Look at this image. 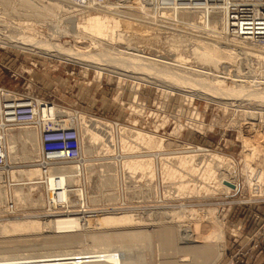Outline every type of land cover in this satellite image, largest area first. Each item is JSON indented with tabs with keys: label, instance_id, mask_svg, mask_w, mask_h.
Instances as JSON below:
<instances>
[{
	"label": "rangeland",
	"instance_id": "rangeland-1",
	"mask_svg": "<svg viewBox=\"0 0 264 264\" xmlns=\"http://www.w3.org/2000/svg\"><path fill=\"white\" fill-rule=\"evenodd\" d=\"M89 1L92 2H90L92 5H82L79 2L66 10L64 7H60L67 6L68 2L65 0H30V3L21 0L15 2V6L20 8V12H18L17 7L8 8L9 6L4 5L0 0L2 4H0V15L2 16V13L5 15L0 18L2 19L0 26L3 27H0V35H9L8 30H13L10 31V35L25 34L31 36L34 33L32 36L43 38L51 36L54 30L53 24H61L59 26L64 32L60 31L57 36H51L50 38L53 40L50 41L55 42L57 40L65 47L76 48L78 46L77 49L81 51L99 53V56L104 53L101 55L100 59L102 58V60L100 61L103 63L102 61L105 60L104 63L108 64L106 62L110 63L113 55L108 51L103 52V47L109 48V45H115L118 48H127L128 46V48L140 49L146 55L154 58L162 57L166 60L173 58L176 56L177 50L173 51L174 43L170 37L172 35L176 37L180 34L181 38L185 36L183 39L192 40L194 37V41L209 45L206 46L207 48L216 47L211 51L206 48L205 54L206 56L211 54L210 57L214 59L211 61L212 65L218 63L223 66L222 70L230 69L228 71L230 75H245L247 73L246 75L250 79L255 78L256 80H262L264 77V65H262L264 64L262 59V48L264 49V47H253L247 42L250 44L248 45L245 40H238V43L234 44L233 41L237 42V39L228 36L226 38V35L224 39L222 31L216 32L218 35L221 33L219 36L215 32H210L212 27L223 21V15L220 11L174 10L168 5L157 7L155 0H134L133 2L131 0V4L122 0H115L116 2L113 0ZM161 1L165 3L164 0ZM161 1L159 4L162 3ZM54 3L60 6H57L56 11H59L52 17L46 16L42 11L34 8V4ZM105 5L110 7V14L112 13L113 17L118 18L124 14H129L125 16L134 19L146 31L143 30L138 35L134 31H118V35L113 38L114 40L110 36L103 37V39L99 38L103 45H96L95 48L93 44H89L91 43L89 38L93 36L88 32L87 34L86 32H79L80 38H74L70 36L69 32H66L72 21L83 24L87 16L98 14L101 12V7ZM27 9H35L36 13L34 14L36 15L26 14ZM138 10H146L149 14L142 11L139 14ZM168 10L178 12L177 14L181 16V19L177 20L175 17L159 14L161 11ZM195 11L203 12L204 17L195 16ZM155 12L156 14H154ZM153 15L156 16L155 20L151 18ZM140 18L152 21L145 22ZM79 30L81 31V28ZM201 33L204 37H199ZM121 34H125L122 39L119 38ZM198 34L200 35L197 36ZM212 34L214 37H211ZM207 40L208 43H206ZM217 42L219 46L215 44ZM241 46L248 48L243 49ZM89 47H91L90 50H88ZM250 48L254 50L253 53H251ZM248 49L250 52L247 53ZM107 52L108 54H106ZM181 52L182 55H186L187 61H191H186V65H190L194 69L195 67L200 69L208 67V65L196 61L186 50H181ZM105 57L107 58L104 59ZM59 58L53 53L44 55L40 52L25 51L11 44L2 46L0 43V87L17 92H29L51 103L48 105L49 111L57 122V124H52L53 126L79 128V142L80 146L83 147L80 150L79 159L82 161L79 162L78 159L58 163L54 166V170H57L55 172L57 179L61 178L62 180V177L68 176L72 188L70 191L65 189L59 191L57 196L54 193L57 190H54L52 200L67 199L68 203L69 201L72 203L73 199L77 198V194L82 193L81 189H83L85 191L83 205L86 206L87 212H85V208L77 207V203H74V206L68 210L71 212L81 210L83 213L47 216L48 211L50 213L55 210L48 209L49 205H46V203L48 204L46 189L43 190L44 200H46L43 203L41 186L35 182H30L32 179L38 178L37 168L34 165L16 167L11 172V177L22 182L13 188L17 200L16 204L14 203L16 211L7 213L3 210L4 189L0 187V258L58 253L68 249L72 250L78 244L90 246V235L113 233L117 229L135 232L144 230L151 232L154 229L151 232L150 240L142 239L133 242V249H135L133 254L137 258L133 264H245L250 255V247H256L258 241L263 240L257 234L258 227L264 220V195L261 186H258L263 173L258 174L257 178L256 171L262 170L264 172V114L263 117L255 114L252 116L250 111L256 109L246 107L247 101L244 102L246 105L242 107L243 101L239 99H220L232 103L229 107H224L223 104L226 102L221 103V105L218 103L219 98H217L218 100L215 97L209 100L204 99L200 97L198 92H195L197 89L189 88L186 92H182L177 91V89L157 86L153 82L136 83L133 78H126L118 73L105 71L100 74L97 69L92 67ZM248 66L250 67L247 69ZM252 67L255 68L253 69L255 74L251 73ZM245 71L247 72L245 73ZM136 75L142 76L141 73ZM231 86L234 84L230 81L223 83L225 88ZM82 91L88 102L84 105L80 103ZM244 91L243 93H245ZM250 105L254 106L256 103L250 102ZM133 108L135 109L132 110ZM248 111L250 116L246 113ZM45 114L47 115V113ZM82 116L85 118L83 119ZM40 117L41 113H39ZM190 118L192 120H189ZM91 120L99 122L100 126L111 132V141L104 143L101 140L91 138ZM241 120L244 121L242 124L245 126L241 124ZM196 121L202 122L203 126L201 127ZM239 123L243 128L239 126ZM233 124L238 127H234ZM252 124L254 127H250ZM178 125H182V128L179 130V134H176L175 130L177 131ZM26 129L29 132H27L28 135L24 133V137L28 139L24 140L25 143L16 136L7 141L10 143L8 147H19L15 148L14 153L16 154H12L14 159H20L14 164L22 165L23 161H33L36 158L37 131L33 128ZM127 129L143 131L149 135L166 139L168 144L174 142L175 145L171 147L169 144L170 147L168 145L156 148L154 144L151 145L146 141L135 139L132 134L127 132ZM26 143L29 146H26ZM111 145L114 146V153L108 155L121 154L122 151L119 148L121 145L124 150L131 152L132 155L123 164H126L125 162L131 157H150L153 161L152 169H137L135 172L128 169L126 165H123V169L120 162L117 161L116 165H103L105 168L98 177L101 167L96 165L109 162L112 159H96L99 154L110 152ZM21 146L25 147V152L20 151ZM190 154L193 155V159L188 167L189 161L185 160L187 163L184 162L183 157L178 155ZM210 154L222 156L223 160L218 162L222 166H217L218 169L228 168L232 175L228 173L226 178L221 177L222 179L216 175H206L210 169L214 170L216 167ZM207 160L210 161L209 164L206 163ZM225 162L229 164L227 167L224 166ZM218 169L216 170L218 171ZM111 172H114V175H111ZM205 177H207L206 180ZM8 178L10 179L9 175ZM50 179L53 182L61 181L60 179V181ZM226 180L233 186L229 184L224 186L223 181ZM12 183L15 184V182ZM180 183L182 186L185 183L189 185L185 184L183 190L177 192L176 189L181 187ZM5 186L10 195V188H8L10 185ZM191 209L195 211L193 212ZM117 210L121 216L117 214ZM110 212L112 214L116 212V215L114 214L112 217ZM117 216L118 219L120 218L119 220H116ZM111 217L112 219L115 217L113 220L116 221L110 220ZM32 219L33 222L30 224ZM195 226L198 227L197 230ZM191 230H195L199 234L196 235ZM185 232H187L188 237ZM262 250H264V241ZM185 258L187 261H184Z\"/></svg>",
	"mask_w": 264,
	"mask_h": 264
},
{
	"label": "bare ground",
	"instance_id": "bare-ground-1",
	"mask_svg": "<svg viewBox=\"0 0 264 264\" xmlns=\"http://www.w3.org/2000/svg\"><path fill=\"white\" fill-rule=\"evenodd\" d=\"M17 1H21V0H2V3L4 5H7L9 6L8 8H14V7H17L16 10L18 12H20V8L16 5L15 6V2ZM22 1H25V2H28L30 3V0H22ZM64 1V0H63ZM68 2L67 6H60V7H64L66 10L68 8H71L72 6L74 5H77L79 2L80 4L82 5H89L91 4L92 2L89 1V0H65ZM96 2H99L97 0H95ZM104 1H108V0H104ZM114 2H116L115 0H113ZM112 1V2H113ZM117 1H120V0H117ZM123 2H127L130 3L131 0H122ZM134 0H132L133 2ZM137 1V0H135ZM139 1V0H138ZM146 1H149V0H146ZM161 1V0H160ZM167 1V0H166ZM164 0V2H166ZM66 2V3H67ZM91 2V3H90ZM101 2V1H100ZM103 2V1H102ZM111 2V1H110ZM154 2V1H152ZM151 2V3H152ZM163 3V1H161ZM108 3V2H107ZM121 3V2H119ZM135 3V2H134ZM147 3V2H146ZM150 3V2H149ZM155 3V2H154ZM153 3V4H154ZM1 4V3H0ZM65 4V2H64ZM131 4V3H130ZM2 5V4H1ZM63 5V4H61ZM92 5V4H91ZM7 6H4V7H7ZM58 4H34V8L35 9H38L40 11L43 12L44 15L46 16H49V17H52L54 16V14L59 11L56 9L57 8ZM58 6V7H59ZM63 8V9H64ZM101 12H99L98 14H91L89 16H87L85 22L83 24H79L78 22H73L72 20V23L70 25L69 28H67L66 32H69L70 36L74 37V38H78V34H80L79 32H87L93 36V37H90L89 39L91 40V43L89 44H93L94 45V48L96 45H99L101 46V41L99 40V38H102L103 37H112V39L114 38V36L118 35L117 32L118 31H126V32H129V31H134L138 34H140V32L145 29H142V27L140 25L137 24V22L132 19L131 17L129 16H125V15H129V14H124L122 16H119L118 18H115L113 17L110 12H111V9L109 6L105 5V6H102L101 7ZM7 9V8H6ZM34 10H29L27 9V13L26 14H30V15H36L34 13H36V11ZM61 9V10H63ZM64 9V10H65ZM11 10V9H10ZM63 10V11H64ZM134 11V10H133ZM139 12L142 11V12H147L146 10L143 11V10H138ZM1 12V11H0ZM138 13V12H137ZM148 13V12H147ZM178 12H173V11H161L159 12V14H162V15H165V16H168V17H175V19L177 20H180L181 19V16L179 14H177ZM1 14V13H0ZM141 14V12L139 13ZM143 14V13H142ZM149 14V13H148ZM151 14V13H150ZM156 14V12L154 13ZM4 15V13H2V16ZM145 15V14H144ZM194 15L197 16V17H204V14L203 12H194ZM0 15V18L2 17ZM5 16V15H4ZM221 16V15H220ZM222 17V16H221ZM4 18V17H3ZM139 18V17H138ZM152 20L156 18V16H152L151 17ZM141 20L143 21H152V20H147V19H142L140 18ZM2 20V19H0ZM5 20V19H4ZM157 20V19H156ZM6 21H9V20H6ZM10 22V21H9ZM8 22V23H9ZM2 23V22H1ZM67 23V22H66ZM7 24V23H6ZM192 24V23H191ZM15 25V24H14ZM19 25V24H18ZM61 24H53V31L51 33V36H54V35H58V32L60 31H63L61 29V27L59 26ZM2 27V26H0ZM3 28V27H2ZM26 28V27H24ZM79 28H81V31L79 30ZM6 29V28H5ZM10 29V28H9ZM28 29V28H27ZM35 29V28H34ZM8 30V28H7ZM21 30H24V29H21ZM37 30V29H36ZM35 30V31H36ZM52 30V29H51ZM187 30V29H186ZM185 30V31H186ZM9 31V35H0V43L2 44V46L4 44H11L13 46H16V47H19L25 51H34V52H40L41 54H44V55H49V54H54V55H57L59 56L60 58L59 59H65V60H70L73 61V62H76V63H80L86 67H92L94 69H97L100 74H102L103 72H110V73H118L120 76H123V77H126V78H133L136 83H140V82H150V83H156L157 86H161V87H164V88H171V89H177V91H182V92H186L187 89L189 88H193V89H197L195 91L196 93L198 92L200 97L204 98V99H211L213 97H215V99L219 98L220 99H230V100H237L239 99L240 101H243V103L247 101L246 104H248L246 107L248 108H251V109H256L255 111H250V114H255V115H258L259 117L262 116L263 117V114H264V80L262 78V80H256L255 78L254 79H250L248 75H246L247 71H245V75H242V74H229L228 70H222L223 66L222 65H219L218 63H215L214 65H212L211 61H213L214 59H212L210 57V55H207L205 54V51H206V46H209V45H205L204 43H200V42H197V41H194L193 38L192 40H188V39H183L181 38L179 35L176 37L172 35L171 40L173 41L174 43V49L173 51L177 50V53H176V56L173 57V58H166L165 59H162V57L160 58H154V57H151V56H148L146 55L143 51H141L140 49H133V48H125V47H120L118 48L117 46H110L109 45V48H104L103 52L104 51H108L110 52L112 55H113V59H110V63L109 62H106L108 64H105V60L102 61L103 63H101L100 60H102V58L100 59L101 55L104 54L102 53L100 56L98 55L99 53H88L84 51H81L79 49H77L78 46H76V48L74 47H65L61 42L55 40V42L53 41H50V40H53V38H50L51 36H45L43 38H40L38 36H32V34L34 35V33H30L31 36L29 35H10V31L11 30H8ZM13 31V30H12ZM11 31V32H12ZM16 31V30H15ZM146 31V30H145ZM219 31H222V34H223V21L218 23L216 26L212 27L211 28V33L213 32H219ZM1 32V31H0ZM3 32V30H2ZM24 32V31H23ZM26 32V31H25ZM141 32V33H142ZM151 32V31H150ZM5 33V31H4ZM14 33V32H13ZM55 33V34H53ZM125 33V32H124ZM216 33V35H218ZM1 34V33H0ZM16 34V32H15ZM131 34V33H130ZM145 34V33H144ZM149 34V32H148ZM184 34V33H183ZM210 34V33H209ZM221 34V33H220ZM219 34V35H220ZM37 35V34H36ZM127 35V34H126ZM169 35V34H168ZM188 35V34H187ZM200 34H198L197 36H199ZM206 35V34H205ZM218 35V36H219ZM40 36V35H39ZM60 36V35H59ZM87 36V35H86ZM125 34H121L119 35V38L122 39L124 38ZM153 36V35H152ZM192 36V35H191ZM190 36V37H191ZM204 35H201L199 37H201ZM209 35H207L208 37ZM211 36V35H210ZM222 36V35H221ZM42 37V36H41ZM81 37V36H80ZM79 37V38H80ZM151 37V36H150ZM155 37V36H154ZM206 37V39H207ZM211 37H214L213 34ZM224 37V36H222ZM40 38V39H38ZM48 38V39H47ZM88 38V37H87ZM149 38V37H148ZM209 38V37H208ZM221 38V37H220ZM219 38V39H220ZM227 38V36H226ZM87 39V40H89ZM145 39V38H144ZM147 39V38H146ZM197 39V38H196ZM205 39V38H204ZM210 39V38H209ZM218 39V37H217ZM223 39V38H222ZM225 39V37H224ZM76 40V39H75ZM114 40V39H113ZM205 41V40H204ZM210 41V40H209ZM214 41V40H213ZM219 41V40H217ZM223 41V40H222ZM240 41H243V40H240ZM89 42V41H88ZM246 42V41H245ZM106 43V42H104ZM208 43V40L207 42ZM211 43V42H210ZM234 44L238 43V40L237 42H234ZM239 43H242V42H239ZM247 43V42H246ZM245 43V44H246ZM249 43V42H248ZM247 43V44H248ZM218 45V42L215 43ZM73 45V44H72ZM103 45V44H102ZM105 45V44H104ZM224 45V44H223ZM250 45V44H248ZM74 46V45H73ZM98 46V47H99ZM219 46V45H218ZM217 46V48H218ZM222 46V45H221ZM226 46V45H225ZM245 47V45H243ZM247 46V45H246ZM253 46V45H252ZM252 46H249V47H252ZM97 47V46H96ZM242 47V46H241ZM242 47L243 49H246ZM254 47V46H253ZM91 47L88 48V50H90ZM93 48V47H92ZM216 48V47H215ZM213 47L211 48H207L209 51H211L212 49H215ZM224 48V47H223ZM226 48V47H225ZM229 48V47H228ZM241 48V49H242ZM258 48V47H257ZM227 49V48H226ZM254 49V48H253ZM97 50V49H96ZM100 50V49H99ZM181 50H186L187 52H189L192 57L198 61L199 63H203V64H206L208 65V67H202V69L200 68H196L194 69V67H191L190 65H186L185 62L187 61V58L185 57L186 55H182L181 53ZM232 50V49H231ZM230 50V51H231ZM251 50V53H253L252 51V48H250ZM174 51V52H175ZM180 51V52H178ZM229 51V52H230ZM234 51V50H233ZM243 51V50H242ZM249 49L247 50V53H248ZM108 52L106 54H108ZM173 52V53H174ZM216 52V51H215ZM223 52V51H222ZM232 52V51H231ZM246 51L244 50V53ZM250 52V51H249ZM213 53V52H211ZM242 53V52H240ZM238 53V54H240ZM243 53V54H244ZM105 54V55H106ZM226 54V53H225ZM242 54V55H243ZM255 54H256V50H255ZM255 54L253 55V58L255 56ZM190 55V56H191ZM216 55V54H215ZM224 55V53H223ZM245 55V54H244ZM257 55V54H256ZM65 56V58H64ZM98 56V58H97ZM159 56V55H158ZM171 56V55H170ZM225 56V55H224ZM232 56V55H231ZM250 53H249V57H250ZM103 57V56H102ZM218 57V56H217ZM244 58V56H242ZM246 57V55H245ZM248 57V58H249ZM107 57H105L104 59H106ZM252 58V60H253ZM262 59L264 60V49L262 48ZM109 60V59H108ZM217 60V58H216ZM107 61V60H106ZM218 61V60H217ZM230 61V60H229ZM251 62V60H249ZM254 61H256L254 59ZM187 62H191V61H187ZM186 62V63H187ZM225 62V61H224ZM248 62V63H250ZM263 62V61H261ZM105 64L103 66H100L101 64ZM214 63V62H213ZM227 63V62H226ZM233 63V62H232ZM224 64V63H222ZM236 64V63H235ZM254 64H257V63H254ZM261 64V63H260ZM258 64V65H260ZM226 65V64H225ZM229 65V64H228ZM231 65V64H230ZM264 65V64H262ZM261 66V65H260ZM250 66L247 67V69L249 68ZM263 67V66H262ZM240 68V67H239ZM224 69H225V66H224ZM253 68L252 67V71L251 69H249V71H251V73L253 71ZM236 70V69H235ZM263 70V69H262ZM248 71V72H249ZM258 71V70H257ZM238 72H239V69H238ZM142 74L141 75H136V74ZM241 73V72H240ZM99 74V75H100ZM150 76H149V75ZM255 74V73H254ZM147 75V76H146ZM152 75V76H151ZM149 76V77H148ZM254 77V76H253ZM249 78V79H248ZM258 78V77H257ZM226 81H230L232 82V84H234V86H231V87H223V83L226 82ZM139 87V86H138ZM244 88H247L245 91L243 90ZM185 90V91H184ZM192 90V89H191ZM192 91V92H193ZM243 91L245 93H243ZM253 92V93H252ZM195 93V94H196ZM184 94V93H183ZM191 94V93H190ZM194 94V93H193ZM244 94V96H243ZM136 96V95H135ZM134 96V98H135ZM167 96V95H166ZM246 96V97H245ZM190 97V96H189ZM218 100V99H217ZM218 101L219 104L223 103V102H226L223 104L224 107H229V105H231L232 103H230V101ZM256 103V105L254 106H249V103ZM239 103V102H238ZM242 103V107L243 105H246L245 103L243 104ZM222 105V104H221ZM259 105V106H258ZM233 107V106H232ZM235 107V106H234ZM236 108V107H235ZM49 106L45 107L40 113H41V117L39 118V121H42L44 123H46V125L48 127H53V128H64L62 126H53L52 124H57V122L55 121L56 119H54L55 117L50 113L49 111ZM135 108H133L132 110H134ZM237 109V108H236ZM247 109V108H246ZM226 110H229V109H226ZM238 110V109H237ZM49 111V112H48ZM233 111V110H232ZM241 111V110H240ZM246 111V110H245ZM263 111V112H262ZM228 112V111H227ZM231 112V111H230ZM47 113V115L45 114ZM244 113V111H243ZM249 114V111L246 112ZM249 114V116H250ZM45 115V116H44ZM39 117V116H38ZM83 119L85 118V116H82ZM261 117V118H262ZM193 118V117H192ZM197 118V117H196ZM235 118V117H234ZM255 118V117H253ZM189 120H192L191 118ZM255 120V119H254ZM234 121V120H232ZM231 121V122H232ZM236 121V120H235ZM240 121V120H239ZM242 121L241 120V124H242ZM164 122V121H163ZM193 122V121H191ZM197 123L200 122V121H196ZM231 122H229L231 124ZM244 122V121H243ZM253 122V121H252ZM251 122V123H252ZM189 123V122H188ZM237 123H238V120H237ZM245 123H248L245 121ZM100 123L99 122H96L95 120H91L90 121V129H91V138L93 140H101L102 142L104 143H108V141H111L112 137H111V132L108 130V129H105L103 128L102 126L99 125ZM180 124V123H179ZM201 127L203 126V123H198ZM236 124V123H235ZM241 124L239 123V126L241 127ZM249 124V123H248ZM198 125V126H199ZM234 125V124H233ZM244 125V124H242ZM189 126V125H188ZM191 126V125H190ZM199 126V128H200ZM228 126V125H227ZM231 126V125H230ZM236 125H234L235 127ZM245 126V125H244ZM249 126V125H247ZM253 124L250 126L252 127ZM232 127V126H231ZM238 127V126H236ZM254 127V126H253ZM26 128H33V127H29V126H25V127H21V126H17V127H14V128H11L9 130H7L5 132V149H6V155H7V162H8V167H7V174L9 175L10 177V181L12 182H15V184H10V196L11 198L13 199L14 203L17 202L16 198H15V195H14V192H13V188L15 185H18V184H21L22 182L21 181H16L14 179H12L11 177V172L13 170L16 169V167H18V165H15L14 162L20 160V159H14L12 155L16 150V146L15 147H8V145L10 143H7V141L9 140H12L15 138V136L19 139V140H23V142L25 143L24 140H28L27 138L24 137V133H27L29 132ZM77 128V127H76ZM182 128V125H178L177 126V131L175 130L176 134H179V130ZM243 128V126L241 127ZM245 128V127H244ZM34 129V128H33ZM252 129V128H250ZM246 130V129H245ZM253 130V129H252ZM251 130V131H252ZM77 131H78V139H80V130L79 128H77ZM255 131V129H254ZM253 131V132H254ZM127 132L132 134V136L137 139V140H143V141H146L147 143H151L154 144V146L156 148H162V147H165V146H168V141L166 139H161V137H155V136H152V135H149L147 134L146 132H143V131H139V130H135V131H132V130H128L127 129ZM250 132V131H249ZM8 133H9V136H8ZM25 135H28L25 134ZM80 141V140H79ZM123 143H124V140H122ZM171 141V140H170ZM137 142V141H136ZM143 143V142H141ZM146 143V144H147ZM27 145L26 146H29L28 143H26ZM121 144V143H120ZM125 144V143H124ZM145 144V143H144ZM171 147L172 145H175V143L173 142V144L171 143L170 144ZM169 145V147H170ZM180 145V144H179ZM244 145V144H243ZM23 146V145H22ZM21 146L20 148V151L22 152H25L26 149L24 150V148ZM112 146V145H111ZM177 146V145H176ZM19 148V147H17ZM16 148V149H17ZM27 148V147H26ZM83 147L80 146V142H79V150H81ZM120 150L122 151V153L118 154V155H108V154H112L114 153V146H112L111 148V151L108 152V153H102L101 155L99 154L97 157L96 160H102V159H112L110 160L109 162H104V163H99L98 165H96L97 167H101V170L98 172V177L99 175L101 174L103 168H105L103 165H116V162L119 161L120 162V165L122 166V168L124 169L123 165L126 167H128V169L130 170H137V169H146V170H150L152 169L153 167V164H152V158L150 157H138V156H135V157H131L129 158V160H127L125 163L126 164H123V162L128 158L130 157L132 154L131 152H127L126 150H124L122 148V145L119 147ZM153 148V147H152ZM110 150V147L108 148ZM166 149V148H165ZM197 149V148H196ZM37 150H38V140H37ZM113 150V152H112ZM250 150V149H249ZM18 150V152H20ZM16 154V153H14ZM81 154V153H80ZM20 155V154H19ZM104 155H107V156H104ZM211 155V154H210ZM36 156H37V153H36ZM81 156V155H80ZM178 156H182L181 158L183 159L184 162H188L189 161V164H188V167L190 166V162L191 160L193 159V155H178ZM16 157V156H15ZM210 157L211 160L213 159L214 163H215V166H222V165H219L218 162H221V160H223L222 156H219L217 154H212ZM80 158V157H79ZM78 158V159H79ZM180 158V157H179ZM188 160H187V159ZM77 159V160H78ZM35 160V159H34ZM33 160V161H34ZM178 160V159H177ZM186 160V161H185ZM209 160V159H208ZM207 160V164L210 163V161ZM33 161H23L24 162V165L23 167H27V166H30V165H34L32 162ZM82 161V159H81ZM80 159H79V162H81ZM225 161V160H224ZM68 162V161H67ZM186 162V163H187ZM194 162H195V159H194ZM61 163H64V162H61ZM181 163V162H180ZM179 163V164H180ZM229 163V161H228ZM227 162H225L224 166H228ZM60 164V163H59ZM192 164V163H191ZM202 164V163H201ZM200 164V165H201ZM228 164V165H227ZM20 166V165H19ZM35 166V165H34ZM192 166V165H191ZM206 166V165H205ZM125 167V168H126ZM162 167V166H161ZM187 167V166H186ZM201 167V166H199ZM198 167V168H199ZM208 167V166H206ZM215 167V168H216ZM165 169H167L166 167H164ZM171 168V167H170ZM193 168V167H192ZM209 168V167H208ZM214 168V167H213ZM214 168V170L210 169V171L208 173H206V175H216L218 177H222V178H226V176L228 175V173H230L232 175V172L229 171V169L227 168H222V169H218V167L216 169H218V171ZM57 169V168H56ZM190 169V168H189ZM196 169V168H195ZM51 170V168H50ZM170 170V169H169ZM172 170V168H171ZM194 170V169H193ZM200 170V169H199ZM233 170V169H232ZM55 171V170H54ZM58 171H59V168H58ZM195 171V170H194ZM57 172V170L55 171ZM115 172V171H114ZM114 172H111L112 174L111 175H114ZM132 172V171H131ZM136 172V171H135ZM145 173V172H144ZM151 173V172H150ZM194 173V172H193ZM257 173V178H258V174L260 175L261 173H263L262 170H258L256 171ZM116 174V172H115ZM129 174V173H128ZM154 174V173H153ZM52 174H49L48 178L45 180V184H40L37 179H32L30 182H35L36 184L40 185L41 186V193H42V201L43 203L46 202V200H44V196H43V190L46 189V192H47V197H48V205H49V209L51 208H54V209H57L55 211H52L49 213L46 214L47 216H50V215H53V214H73V215H76V214H80V213H83L81 212V210H78L76 212H71V210H68L69 208L73 207L74 206V203H77V207H82V208H85V212H87L86 210V206L83 205V200H85V191L83 189H81V192L82 193H79L77 194V198L73 199L72 203L71 201H69L68 203V200L66 199H59L57 198L56 201H53L52 200V196H53V191L54 190H57L55 191V195L57 196V193L59 191H62L63 189L65 190H68L70 191V189L72 188L71 187V180L68 176L66 177H62V180L61 178L57 179V177L54 179V180H58L60 182H53L51 181L50 178H53L52 176H50ZM116 176V175H115ZM131 176V175H129ZM162 176V175H161ZM214 176V177H216ZM132 177V176H131ZM204 177V176H203ZM213 177V178H214ZM217 178V177H216ZM221 178V179H222ZM99 179V178H98ZM207 179V177H205V180ZM228 179V178H227ZM230 179V177H229ZM53 180V179H52ZM224 180V179H223ZM232 180V178H231ZM233 181V180H232ZM231 182V181H230ZM257 182V181H256ZM223 185L225 186V184H229L231 186H233L232 183H229L227 182V180L224 182L223 181ZM187 186L189 184L185 183ZM185 184H183L185 186ZM258 184V182H257ZM181 187L179 189H176L177 192H181L184 188V186H182V184L180 183ZM193 186V185H192ZM1 188L4 189V197L2 199V206H3V202H4V198L7 194V190H6V186L5 185H0ZM179 187V185H178ZM227 187V186H226ZM203 189V188H202ZM206 189V187H205ZM224 189V188H223ZM228 189V187H227ZM179 190V191H178ZM186 191V190H185ZM225 191H228V190H225ZM189 192V191H188ZM186 193V192H184ZM72 194V193H71ZM178 194V193H177ZM181 194V193H179ZM255 194V193H254ZM73 195V194H72ZM164 195V194H163ZM181 197V196H180ZM72 198H74V196H72ZM62 203V204H61ZM68 203V204H67ZM16 204V203H15ZM58 204V205H57ZM59 205H62V206H59ZM64 208V210H63ZM67 208V209H66ZM17 210V209H16ZM15 210V211H16ZM178 210V209H177ZM181 210V209H180ZM193 210V209H191ZM121 211V210H120ZM123 211V210H122ZM126 211V210H125ZM195 210H193L194 212ZM200 211V210H199ZM114 212V211H113ZM179 212V210H178ZM185 212V211H184ZM191 212V211H190ZM99 213V212H98ZM103 213V212H102ZM111 213V212H110ZM116 213V212H115ZM114 213V214H115ZM205 213V212H204ZM100 214V213H99ZM112 214V213H111ZM110 214V216H111ZM112 214V217L113 215ZM117 214H118V210H117ZM207 214V213H206ZM109 216V214H107ZM116 215V214H115ZM119 216H121L120 214H118ZM64 216V215H62ZM205 216V215H204ZM111 217L110 220H113ZM176 217V216H175ZM174 217V218H175ZM58 218V217H57ZM177 218V217H176ZM175 218V219H176ZM191 218V217H190ZM118 219V216L116 218V220ZM120 219V218H119ZM118 219V220H119ZM116 220H113V221H116ZM180 220V219H178ZM29 221V220H28ZM33 222V219L30 221V224H32ZM118 222V221H117ZM180 222V221H179ZM29 223V222H28ZM21 224V223H20ZM19 224V226H20ZM12 225V224H11ZM13 226V225H12ZM46 226V225H45ZM48 226V225H47ZM46 226V227H47ZM177 226V224H176ZM38 227V225H37ZM42 227V226H41ZM181 227L182 224H181ZM45 228V227H43ZM186 228V227H185ZM196 230L198 229V227H196ZM33 229V228H32ZM124 229V228H123ZM137 229V228H136ZM140 229V228H138ZM143 229V228H141ZM183 229V228H182ZM187 229V228H186ZM125 230V229H124ZM124 230H116L115 232H110V233H101V234H93V235H90L89 236V241H90V246H88V244H78L76 245V247H78V249H75L76 247H74L72 250H66V251H59L58 253H52V254H43V255H30V256H15V257H1L0 258V264H133V262L136 261V256L133 254L135 249H133V242L137 241V240H150L151 238V232H153V230L150 232L148 230H144V231H124ZM151 230V229H150ZM48 231V230H47ZM180 231V230H179ZM192 232H194L196 235H198L199 233L195 230H191ZM201 231V230H200ZM217 231V229H216ZM220 231V230H219ZM222 231V230H221ZM188 232V231H187ZM187 232L186 233V236H187ZM197 232V233H196ZM190 233V232H189ZM218 233V231H217ZM215 233V234H217ZM223 233V231H222ZM182 234V233H181ZM183 235V234H182ZM181 235V236H182ZM185 235V234H184ZM190 235V234H189ZM191 236V235H190ZM217 236V235H216ZM188 237V236H187ZM186 237V238H187ZM185 238V237H184ZM191 239V238H190ZM195 239V238H194ZM223 239V238H222ZM221 239V240H222ZM214 240L216 241V239L214 238ZM120 241V242H119ZM218 241H220L218 239ZM121 242H123V244H120ZM119 243V244H117ZM221 245V244H220ZM219 246V245H218ZM183 261V260H182ZM184 261H187V258L184 259Z\"/></svg>",
	"mask_w": 264,
	"mask_h": 264
},
{
	"label": "built area",
	"instance_id": "built-area-1",
	"mask_svg": "<svg viewBox=\"0 0 264 264\" xmlns=\"http://www.w3.org/2000/svg\"><path fill=\"white\" fill-rule=\"evenodd\" d=\"M159 1L155 0L157 7L159 5H168L174 10L201 9L207 12L220 11L223 15V36L245 40L254 47H264V0H168L160 4ZM49 104L51 103L29 92H17L0 87L1 185L9 186L13 184L8 178L6 171L9 164L4 142L5 132L11 128L29 126L37 131L38 150L37 156L32 163L38 170L37 181L40 184H45L49 174H52L53 179L56 178L57 174L54 171L56 164L75 161L80 157L76 127L53 128L39 121V113ZM15 164L20 165L18 163ZM23 165L24 163L20 166ZM258 186H261L264 195V172ZM46 205L48 206L47 203ZM2 207L7 213L15 211L14 201L8 193L4 198ZM257 231L258 236L263 238L264 241V220L261 221Z\"/></svg>",
	"mask_w": 264,
	"mask_h": 264
},
{
	"label": "crops",
	"instance_id": "crops-1",
	"mask_svg": "<svg viewBox=\"0 0 264 264\" xmlns=\"http://www.w3.org/2000/svg\"><path fill=\"white\" fill-rule=\"evenodd\" d=\"M81 98V104H87L88 102L86 101V98L83 94V91L80 94ZM262 244L263 240L260 239L258 241V245L256 247H250V255L247 257L248 260L245 262V264H264V250H262Z\"/></svg>",
	"mask_w": 264,
	"mask_h": 264
}]
</instances>
